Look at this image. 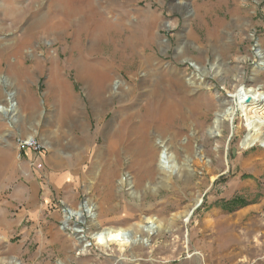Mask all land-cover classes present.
Masks as SVG:
<instances>
[{"label":"rangeland","instance_id":"rangeland-1","mask_svg":"<svg viewBox=\"0 0 264 264\" xmlns=\"http://www.w3.org/2000/svg\"><path fill=\"white\" fill-rule=\"evenodd\" d=\"M61 10L71 11L65 27L47 32ZM98 14L122 20L126 32L108 34L89 52ZM146 15L159 18L146 48L154 66L138 56L121 61L116 52L128 36L135 50L145 49ZM258 48L264 51V0H0V103L15 93L20 107L14 120L0 113V264H264V139L248 129V117L264 121V106L246 113L236 96L245 88L264 93ZM79 61L94 69L82 73ZM102 66L111 76L97 111L85 81ZM157 77L163 85L155 94ZM120 81L128 96L117 92ZM66 95L76 98L73 111L61 104ZM165 97L178 104L171 122L132 134L144 106ZM221 108L228 116L213 134ZM130 114L137 116L124 127ZM160 136L172 140L189 177L164 183L158 164L146 179L130 166L134 143L158 144ZM33 138L43 153L19 149V140ZM87 202L102 228L152 221L161 228L141 232L145 245L100 247L92 236L99 226L85 213V223L66 220Z\"/></svg>","mask_w":264,"mask_h":264},{"label":"bare ground","instance_id":"bare-ground-1","mask_svg":"<svg viewBox=\"0 0 264 264\" xmlns=\"http://www.w3.org/2000/svg\"><path fill=\"white\" fill-rule=\"evenodd\" d=\"M58 15L62 16L63 18H60V20L56 21L55 23L50 24L47 27V32L54 33L58 32L61 29H63L66 25L67 20L70 18L71 11L69 10H61L57 12ZM128 14V13H127ZM146 20L143 23V30L145 33H143L144 38H142V45L145 49L142 51L135 50L134 47V39L131 36H128L126 40L124 41L125 49L123 51H117L116 55H118V58L123 62H128L134 59L135 57H139V60L143 66H154V63L156 62L155 57L152 54H148L146 52V48L150 43L155 42V37L153 30L154 28L159 24V18L155 15L145 16ZM68 18V19H65ZM97 22H95L94 25V39H92L91 46L89 48V52H93L96 49H98L99 43L102 41L107 40V36L110 33L114 34H124L126 32V28L124 27V23L122 20H118L116 22L112 21L111 19H108L105 17L104 14H98L97 15ZM128 33V32H127ZM142 35V33H141ZM182 55V53H181ZM259 58V64L256 66L257 70H264V51L260 48L255 50L254 58ZM191 64L193 65L194 69L198 72L204 73V68L196 61L189 60ZM79 65V70L82 73H88L87 71H90L91 67H86L82 61L77 62ZM121 69L123 67H120ZM167 70V69H166ZM213 70L215 71V76L219 75L221 72V68L219 65H213ZM96 71V70H95ZM169 71V70H168ZM172 74V73H171ZM96 75V76H95ZM88 79L85 81V87L88 91V96L90 100L95 104L97 111H100L104 108V105L106 103L104 99V86L106 85V82H108L111 74L105 70L104 66H102L100 69H98L97 74H88ZM197 76L201 77V74H197ZM154 78V77H153ZM148 79V77H147ZM147 79H144L142 81V84L145 86L148 82ZM171 81V80H170ZM172 82L174 85L183 88L182 81L178 78L176 73L172 74ZM117 85V92L121 96H128V92H130V89H127V86L129 85L126 82L120 81ZM163 85L162 78L157 77L156 82L154 81V92L155 94L159 92L160 87ZM262 88V86L259 87V90ZM241 90V89H240ZM257 90V89H256ZM161 91V90H160ZM61 94V90L59 91ZM64 91L62 90V94ZM163 94V93H162ZM239 94V95H238ZM239 97V105L240 107L247 113L251 110H254V105H257V107H263L264 106V93H256V91H251L242 89L239 91V93L236 94ZM8 105H2L0 103V113L4 115L10 116L12 120L16 117V115L20 111L18 100L16 99L15 93L8 94ZM166 97L163 98V100L160 102L159 100L152 101L144 106L143 114L141 115V120L137 124V126L134 128L133 133H138L140 135H143L145 131L147 130L150 123L153 122H171L170 118L174 112L178 110V104L176 101H172L167 103ZM61 104L64 106L65 110L73 111L76 106L77 101L76 98H74L72 95H69L66 97H62ZM137 115L136 114H130L125 123L124 127L127 125V122L130 120H133ZM227 112L225 108H221L220 112L216 115L215 120L213 122L211 130L213 134L216 132L221 133L220 129L223 125V119L226 118ZM248 129L251 132V138L252 139H264V121L258 118L248 117ZM70 120H73V117L71 116ZM131 133V132H130ZM214 136V135H213ZM33 137V136H32ZM30 138V137H29ZM115 138L117 139V142L122 140L123 133L121 130L115 133ZM141 139V142L134 143V148L132 151L135 153V157H133L132 161L130 162L131 167H135L137 169L144 170V173L146 171L145 179L151 174V172L148 170L151 165L158 164L159 172L166 175V177L162 178L164 183H167L168 180H171L174 174L178 177V179L182 178L183 175L186 177L190 176V172L186 168L189 166L186 165H180L178 161V154L175 151L174 143L171 141H168L165 136H160L159 143L153 144L148 140ZM31 140V139H28ZM132 146V145H131ZM124 183V181H122ZM136 187V186H135ZM200 205V201L197 200L195 207L192 209H189L185 213L186 222L189 221L191 218L193 211L196 207ZM84 213L91 219L92 223H95L97 226H99V229L96 233H94L92 236L94 240L96 241V244L100 247H110L111 245H119V246H130L132 244L141 243L145 245V236L142 235V231L148 232V235L151 233H154V231H158L161 228V225L157 224L156 221H152L147 225L144 224H134L131 225L129 228L124 227H110V228H102L100 227V224L98 222V215L96 213V207L93 204H90L89 202L86 203L84 208L78 209V210H70L69 214L66 217V220H71L72 217L76 218L81 223H85V217ZM151 220V219H150ZM68 222V221H67ZM67 225V223H66ZM68 226V225H67ZM69 227V226H68ZM74 231L75 236L79 240H84L85 236L83 235L84 230L81 227L75 226L71 228ZM140 234V235H139ZM86 247L84 246L82 248V252H86Z\"/></svg>","mask_w":264,"mask_h":264},{"label":"built area","instance_id":"built-area-1","mask_svg":"<svg viewBox=\"0 0 264 264\" xmlns=\"http://www.w3.org/2000/svg\"><path fill=\"white\" fill-rule=\"evenodd\" d=\"M18 147L20 150H31L32 153L41 154L43 153V146L36 141L34 138L31 140L21 139L19 140ZM39 167H42L41 165Z\"/></svg>","mask_w":264,"mask_h":264}]
</instances>
